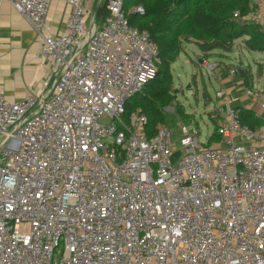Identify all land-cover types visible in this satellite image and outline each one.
Instances as JSON below:
<instances>
[{
	"label": "built area",
	"instance_id": "1",
	"mask_svg": "<svg viewBox=\"0 0 264 264\" xmlns=\"http://www.w3.org/2000/svg\"><path fill=\"white\" fill-rule=\"evenodd\" d=\"M4 1L36 32L46 71L20 102L0 91V264H264V118L242 126L219 90L218 145L194 126L149 138L127 104L156 77L158 50L125 0H108L100 25L90 0H68L57 37L53 0ZM247 95L264 112V88Z\"/></svg>",
	"mask_w": 264,
	"mask_h": 264
},
{
	"label": "trees",
	"instance_id": "2",
	"mask_svg": "<svg viewBox=\"0 0 264 264\" xmlns=\"http://www.w3.org/2000/svg\"><path fill=\"white\" fill-rule=\"evenodd\" d=\"M107 1L97 8V25L108 15ZM138 7L144 13H134ZM255 10L251 0H125L124 12L130 25L147 30L158 50L156 77L127 104L128 116L137 110L147 116L149 138L165 125L161 103L170 94L171 69L182 44L194 41L200 51L209 55L231 53L235 43L244 40L246 50L264 52L261 26L245 20ZM239 121L253 130L261 125V119L248 110L239 111ZM214 138L220 141L216 133L209 141Z\"/></svg>",
	"mask_w": 264,
	"mask_h": 264
},
{
	"label": "crops",
	"instance_id": "3",
	"mask_svg": "<svg viewBox=\"0 0 264 264\" xmlns=\"http://www.w3.org/2000/svg\"><path fill=\"white\" fill-rule=\"evenodd\" d=\"M256 10L255 15L245 20L262 27L264 0H258ZM69 15L68 0H53L45 22L46 32L59 36L66 29ZM235 45L239 46L236 53L234 46L231 53L210 54L217 56L209 61L217 66L210 74L211 79L218 83L217 91L224 90L232 100L233 109L252 112L262 124L264 112L261 102L249 97L247 92L264 88V52L246 50L244 40ZM39 48L38 36L29 22L15 11L11 3L4 1L0 8V91L9 102H20L41 90L46 70L36 58ZM233 70L236 74L231 75Z\"/></svg>",
	"mask_w": 264,
	"mask_h": 264
},
{
	"label": "rangeland",
	"instance_id": "4",
	"mask_svg": "<svg viewBox=\"0 0 264 264\" xmlns=\"http://www.w3.org/2000/svg\"><path fill=\"white\" fill-rule=\"evenodd\" d=\"M106 0H90L91 17ZM239 45V44H238ZM235 45L238 51L239 46ZM215 55H205L194 41H185L181 53L172 66L170 94L162 104V117L173 134L174 141L181 137L183 128L194 126L201 132V140L207 141L215 135L217 122L227 115L223 101L216 99L218 83L211 79L210 72L202 69L200 61L215 60ZM237 64V63H235ZM143 114V113H142ZM218 139L209 141V147L218 145Z\"/></svg>",
	"mask_w": 264,
	"mask_h": 264
},
{
	"label": "water",
	"instance_id": "5",
	"mask_svg": "<svg viewBox=\"0 0 264 264\" xmlns=\"http://www.w3.org/2000/svg\"><path fill=\"white\" fill-rule=\"evenodd\" d=\"M96 15H97V10H96V12H95V14H94V23H95V21H96Z\"/></svg>",
	"mask_w": 264,
	"mask_h": 264
}]
</instances>
